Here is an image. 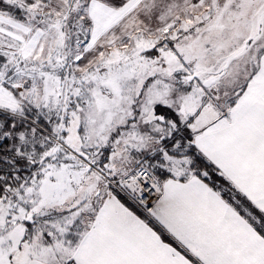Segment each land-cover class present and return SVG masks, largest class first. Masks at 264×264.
<instances>
[{"label": "snow or ice", "instance_id": "6c2138e0", "mask_svg": "<svg viewBox=\"0 0 264 264\" xmlns=\"http://www.w3.org/2000/svg\"><path fill=\"white\" fill-rule=\"evenodd\" d=\"M0 264H264V0H0Z\"/></svg>", "mask_w": 264, "mask_h": 264}]
</instances>
